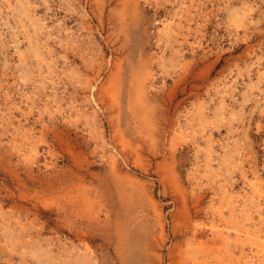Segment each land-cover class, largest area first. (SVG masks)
<instances>
[{
  "label": "rangeland",
  "instance_id": "1",
  "mask_svg": "<svg viewBox=\"0 0 264 264\" xmlns=\"http://www.w3.org/2000/svg\"><path fill=\"white\" fill-rule=\"evenodd\" d=\"M0 264H264V0H0Z\"/></svg>",
  "mask_w": 264,
  "mask_h": 264
}]
</instances>
